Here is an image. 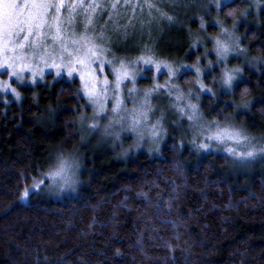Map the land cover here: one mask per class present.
Masks as SVG:
<instances>
[{"label": "trees", "instance_id": "16d2710c", "mask_svg": "<svg viewBox=\"0 0 264 264\" xmlns=\"http://www.w3.org/2000/svg\"><path fill=\"white\" fill-rule=\"evenodd\" d=\"M260 2L258 12L247 15L243 0L212 12L233 27L240 47L262 64L245 67L231 90L202 94L201 106L208 118L235 117L248 134L263 138L261 148L264 0ZM165 12L181 14L174 8ZM202 12L195 7L181 16L191 22L175 33L179 62L194 63L202 52V47L192 48L205 39L203 33L197 35L196 16L203 17ZM219 31V25L207 23L206 33ZM188 51L191 55L185 56ZM203 78L213 89L211 74ZM181 80L192 86L195 73L189 71ZM22 93L20 101L0 98V264H264V156L242 163L222 152L180 146L174 138L165 142L162 156L146 151L120 156L104 147L85 159L83 185L74 197L58 200L35 191L24 201V189L53 158L80 150L78 119L87 100L77 78L51 75L23 87ZM245 102L247 107H237Z\"/></svg>", "mask_w": 264, "mask_h": 264}, {"label": "snow or ice", "instance_id": "6c2138e0", "mask_svg": "<svg viewBox=\"0 0 264 264\" xmlns=\"http://www.w3.org/2000/svg\"><path fill=\"white\" fill-rule=\"evenodd\" d=\"M160 0H143V3L134 0H0V69H4L9 74V79L13 77L22 82L21 74L29 71L33 77L32 83L36 82V77L41 79L44 76V69L55 70V75L59 77L66 74L73 77L79 76L82 82L81 94L87 98L88 105L93 108L97 115L109 114L108 104L111 102L113 107L110 109L112 119L121 124L123 131L131 132L140 141L144 139V132L150 131L153 139L160 136L157 131V124H149L147 97L151 92L161 90L168 92L175 89L171 83L172 79L178 74L169 65H161L150 56L140 57L132 65H126L121 59L106 60L107 49L101 44L107 42V37L103 32L99 35H89L95 31V20L103 19L107 16L112 19L113 14H119L121 8L130 10L135 16L137 10L147 13L152 18V13L158 14L157 19L175 22L168 16L162 8L158 7ZM181 0H176L171 7L175 8ZM215 6L219 8L218 0H214ZM232 15V13H229ZM247 15V12L244 13ZM131 23V22H129ZM82 26L83 31L76 29ZM203 26V24H202ZM214 41L213 51L217 56V65H226L229 56L235 52H244L239 47V40L224 30V39L210 37ZM100 41L101 43H97ZM211 64V62H209ZM110 68L109 74H105V65ZM119 64V67L115 65ZM143 64L145 68L141 71L135 65ZM162 67L169 75V80L163 85L155 83L150 91H145L144 101L138 106L128 109L124 107L125 100L136 105L134 94L138 91L135 87L128 88V84H135L137 76H142L144 72L162 73ZM183 75H187L189 70H193L197 75L195 83L201 90L212 93L211 88H205L200 83L199 77L202 75L199 67L195 65H182ZM243 71L242 69H228L225 67L220 78L222 87L231 89L235 76L233 73ZM108 75L115 77L114 81L108 79ZM103 76V79H101ZM3 91H11L19 98V93L10 83H0ZM126 90V91H125ZM111 91V97L109 92ZM179 91V89H176ZM215 95V93H212ZM192 95L191 89L189 96ZM182 98V94L176 97ZM198 98V97H197ZM191 114L181 110V114L186 116L195 129V135L203 138L206 142L198 144L197 147L210 151L212 142L218 145L232 143L239 146L250 145V139L245 133L229 126H221L219 121L201 123V114L197 112V105H187ZM237 107H247V102ZM124 113V115H121ZM90 127L95 128L92 124ZM195 143V140L193 141ZM139 146V144H137ZM225 151L240 160L254 159L256 156H264V148L259 150L250 148L247 151H238L236 147H228ZM44 179L34 181L32 188H25L21 194V199L29 197L31 192L41 189L45 181H51L54 187L60 191L75 188L77 180L73 171V162L62 154L56 159V164L46 173H41Z\"/></svg>", "mask_w": 264, "mask_h": 264}, {"label": "rangeland", "instance_id": "374dc122", "mask_svg": "<svg viewBox=\"0 0 264 264\" xmlns=\"http://www.w3.org/2000/svg\"><path fill=\"white\" fill-rule=\"evenodd\" d=\"M231 1L232 0H218L220 6L219 8H217L215 6L214 0H181L180 4L174 8L177 10V12H181V14L177 15L176 17L165 12L167 9L173 8L171 7V5L175 3L176 0H160L157 6L162 8L168 16L173 18L175 22L171 23L167 20L155 18L158 16L156 12L152 13V18L149 17L147 10H145L143 14H141V12L137 10L135 16H133L130 10H125L123 8L119 10L118 15L113 14L111 20H109L107 16L103 17V19H96L94 22L95 31H90L89 35H99L100 32H103L104 35L107 37V42L101 44L102 47L107 49V52L105 54L106 60H113L115 62L116 59H121L125 62L126 65H132L140 57L143 56L147 58L150 56L162 66L169 65L174 70H178V73H180L171 81V83L175 85V89L171 91V95H169L168 92L161 90L159 92H151V94L147 97V106L145 110L148 111L149 124L152 125L157 124V122H159V124L157 125V131L160 133V136L156 139H153L151 136V132L145 131L144 139L140 141L138 137L133 133L123 131L121 128V124L116 123L112 119L110 109L113 107V104L111 102L108 104V115H97L96 112H94L93 108L90 107L87 102V104H85V108L88 107L89 110L84 108L83 112L79 115L78 119L81 134V138L79 141L80 150L77 151V148V150L75 151L67 150L66 153H62L64 157L68 158L70 161L73 162V171H75V179L77 180L74 190L65 189L63 191H60L58 187H54L52 185L51 181L46 180L45 185L42 186L41 189L36 190V192L38 191L37 194H42L43 197L58 200H64L74 197L80 191L83 185L82 172L86 168L85 159H89L90 155H93V157L96 156V154L100 152L99 150L104 147L111 148V151L114 152L113 154L119 152L120 156L126 153L133 157L136 152L139 151H146L152 156H162L161 149L164 146L165 142L170 138H174L176 142L177 139L178 141L180 140L178 143L179 145L188 144L192 146L193 149L201 151V153L210 151L222 152L224 154L229 155L232 159L242 163L255 160V158L259 155L256 156L254 159L240 160L239 158L233 157L228 154L225 149L228 147H236L238 151H247L250 148H255L259 150L263 138L259 135L251 136L250 134H248L249 131L247 127H240V125L236 123L235 117L234 119L230 118L231 116H229L228 119L208 118L203 112L204 110L201 106V101L202 94L209 92L201 90L195 82L194 85L189 86L181 80L183 75L182 73L184 72V69L181 66L195 65L201 70L202 75L199 77V81L205 86V88H208L209 86L206 84L203 75L205 73L211 74L213 81L211 85V87L213 88L212 93H215L216 95L221 90H231L243 76V71L233 73L235 79L233 81L232 87L231 89H226L222 87L220 80L223 74L222 70L225 67H227L228 69L238 68L244 70V68L247 66L253 68L256 66V64L259 65L261 63L262 60L258 58L252 59L249 56L247 50L243 47H240V37L234 32L233 27L228 26L227 23H222L220 19H218L214 15L217 11L222 8L224 4L229 3ZM243 1L247 2V9L245 10V12H258V4L261 5L260 0ZM134 2L143 3V0H134ZM195 7H201L202 9L204 8V12H202L203 17H200V15L196 17L199 20V33L197 32V35L203 33L205 39L197 40L195 44H192V48L194 49L195 47L194 50H198L200 47H202V52L197 54L194 63L186 62L183 60L179 62V55L177 54V50L179 48L180 43L178 38L177 40L175 39V33H177V27L180 29L184 28L186 24L191 22V19H184L181 18V16L183 14L190 13ZM206 12H209L207 14L209 15L208 18H210L209 22L206 21ZM212 12H214V14H212ZM207 23L211 25H219L220 31L211 35L208 32L206 33L205 29ZM225 29H227L228 33H231L233 37L238 38L239 47L241 49H244L245 51H233V53L229 56L226 65H217V56L212 50L214 47V41L210 40L209 38L218 37L224 39ZM76 31L82 32V26L78 27ZM97 43L101 42L97 41ZM185 54V56H189L191 55V52L188 51ZM209 62H211V64ZM115 66L119 67V64H116ZM40 67L44 69V76L42 79L37 76L35 83H32L33 77L29 71H25L21 74L22 82H20L17 81L15 77L10 80L9 74H7L4 69H0V83H10L11 86L16 89V92L19 93V98H17L16 95L10 90L5 92L2 90V88H0V98L6 103H9L11 100L20 101L23 95V87L36 86L39 83H43V81H45L50 75L53 78H57V76L55 75V70L44 68L43 65H40ZM135 67L142 71L145 68V65L139 64L135 65ZM104 72L105 74H109L110 72V68L107 64L105 65ZM218 72L220 75H218ZM162 73L163 74H157L154 71L144 72L142 76H137L134 85L128 84V88L135 87L138 90L134 94L136 105L129 102L132 98L128 97L125 100L124 107L128 109L138 107L145 99V91H150L152 89L153 84L159 83L163 85L166 81H168L169 75L163 67ZM195 76L197 80L196 73ZM59 77H64L69 80L77 78L80 83V90L82 89V82L80 81L79 76L77 74H74L73 77H68L66 74H61ZM101 79H103V76H101ZM108 79L110 81H114L115 77L112 75H108ZM176 89H179V91H176ZM190 89L192 91L191 96H189ZM181 94L182 98L177 100L176 97ZM215 95L212 94V96ZM109 96L111 97V91L109 92ZM189 104H194L198 106L197 112L198 114H201V123L219 121L221 126H229L236 129H240L250 139V145L238 147L237 145L232 143L218 145L216 142H212L210 151H204L198 148V144L205 143L206 141L203 138L197 137L195 135V129L193 128L191 122L187 120L186 116L181 114V110H183V112L189 115L191 114V111L187 107V105ZM239 109H242V107H240ZM121 115H124V113H121ZM92 124H95L96 127H90V125ZM194 140L195 143H193ZM137 144H139V146H137ZM57 157L53 158V162L50 164L47 170H44L41 173L48 172L49 169L56 164ZM41 173L40 175H38V177L33 180L31 185L26 188L31 189L34 181L44 179ZM28 198L23 200L26 201Z\"/></svg>", "mask_w": 264, "mask_h": 264}, {"label": "bare ground", "instance_id": "6f19581e", "mask_svg": "<svg viewBox=\"0 0 264 264\" xmlns=\"http://www.w3.org/2000/svg\"><path fill=\"white\" fill-rule=\"evenodd\" d=\"M221 90V89H220Z\"/></svg>", "mask_w": 264, "mask_h": 264}]
</instances>
